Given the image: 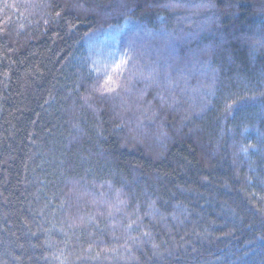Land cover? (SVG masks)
<instances>
[{"label":"trees","instance_id":"trees-1","mask_svg":"<svg viewBox=\"0 0 264 264\" xmlns=\"http://www.w3.org/2000/svg\"><path fill=\"white\" fill-rule=\"evenodd\" d=\"M0 264H264V0H0Z\"/></svg>","mask_w":264,"mask_h":264},{"label":"snow or ice","instance_id":"snow-or-ice-1","mask_svg":"<svg viewBox=\"0 0 264 264\" xmlns=\"http://www.w3.org/2000/svg\"><path fill=\"white\" fill-rule=\"evenodd\" d=\"M57 15H59V13H57ZM121 63H125V61H121ZM119 66H120L119 64L116 65L117 68H119ZM111 80L112 78L109 76L108 79L105 81L104 85H102L105 91L112 92L115 90L113 87L110 86Z\"/></svg>","mask_w":264,"mask_h":264}]
</instances>
